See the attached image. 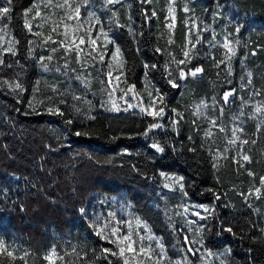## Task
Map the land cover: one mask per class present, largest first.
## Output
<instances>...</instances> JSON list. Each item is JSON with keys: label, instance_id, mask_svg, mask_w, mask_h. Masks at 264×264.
Here are the masks:
<instances>
[{"label": "trees", "instance_id": "trees-1", "mask_svg": "<svg viewBox=\"0 0 264 264\" xmlns=\"http://www.w3.org/2000/svg\"><path fill=\"white\" fill-rule=\"evenodd\" d=\"M34 2L13 0L9 19L0 20V264H51L44 259L50 249L55 264H124L104 251L110 245L98 244L85 221L92 204L111 197L125 202L163 245L162 264H194L202 256L211 264H264V111H256L264 109V0H179L171 28L168 0H125L112 15L95 8L112 41L106 68L117 71L124 87L143 93L148 84L162 97V121L142 111L111 113L105 69L90 65V75L83 73L59 36L46 47L51 60L42 71L25 27ZM192 21L212 27V35L188 41ZM226 40L235 55L223 47ZM2 45H12L15 55ZM195 67L202 72L170 86L173 72ZM229 90L236 96L231 106L223 100ZM188 102L203 103L199 117ZM175 118L178 134L170 130ZM238 129L235 154L229 140ZM163 176L182 178L183 188L165 190ZM187 203L210 212L180 223L175 207Z\"/></svg>", "mask_w": 264, "mask_h": 264}, {"label": "rangeland", "instance_id": "rangeland-1", "mask_svg": "<svg viewBox=\"0 0 264 264\" xmlns=\"http://www.w3.org/2000/svg\"><path fill=\"white\" fill-rule=\"evenodd\" d=\"M178 1L179 0H168L167 2L168 9L170 5L173 9L172 15H170V22H169V24L171 25H173L175 21L174 9L176 8ZM63 2L64 0H52V3L49 5L48 0H36V2L33 3L31 9L26 12L27 15L25 17V24L31 23L32 25V30L29 31L31 35L30 50L36 65L43 71L44 63L51 60V59L50 60L47 59L48 57H51V54L48 52V49L46 47L54 40H57L56 36H59L60 42L63 41L64 44H67L68 47L72 49L71 51H67V52L73 54L74 60L78 64L77 68L81 70L83 73H87L86 75H90V68H89L90 65H96L95 70L98 72L101 71L100 70L101 67L105 69L106 71L105 80L108 86L106 88L104 101H105V105L108 107L111 113L120 114L128 111H141L142 108H148L149 104L152 101H155V105L151 110L158 112L159 109L162 108L163 112L160 115L153 117L152 115H148L147 112L145 111H142V113L146 117L155 118L157 120L162 121V119L166 116V110L165 108L162 107L163 100L155 96L154 93L155 91L148 84H145V87L143 88V93L136 91L132 87H124V85L120 82V80L116 79V77L118 76L117 71L111 70L112 76L109 77L107 75L109 70L106 68L104 62L101 61L99 58L101 54L105 55L110 45V43L108 42L110 41V39L108 37L106 38L100 32V28L101 27L103 28V22L100 20L98 13L95 11V8L96 7L101 8L102 11L112 15V13L117 12L119 6L122 5L125 2V0H120V2L115 5L106 4L105 0H85L82 2V4H80L81 14L78 22L76 20L66 19L67 11L60 7H57V5L62 4ZM72 3L77 4L78 0H72ZM37 8H39L41 15L33 18V14L37 10ZM183 9L184 10L186 9L184 7V4H183ZM96 20L100 21L99 25L96 24L95 22ZM65 24L68 25L67 36L64 35ZM78 24L80 26L78 27L77 30ZM190 26H191L192 34L190 35L191 37L190 36L187 37L188 41L190 42H194L195 40L201 41L203 39L207 40L208 36L212 35L213 33L211 32L213 28L208 25L200 27L198 25H194V21H192ZM54 27H56L55 32L52 31ZM89 28H91L90 32L88 31ZM34 32H40L42 35L41 36L33 35ZM49 36L51 37V39H49L48 42L45 43V39L48 38ZM81 37L85 39V44L83 45H79V39ZM0 38L1 40H3L5 36H1ZM91 39L96 40L95 45L91 44ZM77 45H79V48L82 49L83 51L77 53L76 51ZM61 47L65 48L63 45ZM1 48L4 49V51H6L8 47L2 45ZM89 53H91V55H89ZM115 54H116V49H114L113 52V55ZM112 60L114 61V64L117 69V67H119L121 64V58L119 54L117 55L116 59L112 58ZM179 73L180 72L178 73L173 72L170 81L176 84V80L183 79L180 78ZM43 78L44 80L47 79L45 76H43ZM169 84L172 87V84L171 83ZM173 88H179V86L177 85V87H173ZM229 91H233V90H229ZM78 96L81 97V95ZM96 99H99V97H96ZM136 99H138L139 105ZM235 99L236 96L234 94L233 96L229 97L228 102L225 101L224 102L226 105L231 106L235 104ZM113 104H115L116 106L115 108H113ZM129 104H131L132 107H129ZM193 106H194L193 103L192 104L189 103V107L193 109V115L199 117L201 115V106H203V103L199 105L196 102L195 108ZM171 129H174L175 133L178 134V130H179L178 119L175 118L173 120V125L172 127H170V130ZM237 135L238 132H236V136ZM229 145L232 147L233 153L236 154L235 146L237 144L230 143ZM166 184L169 186L165 187ZM162 187L168 191H180L181 179L175 176H163ZM185 209H187V211H185ZM205 209H208V211H205ZM175 211L178 215H181L180 223L182 222L192 223L198 220H202L201 217H205L210 212V209L187 203L185 205H178L177 207H175ZM109 213H114L115 214L114 218L109 216ZM193 213H199V215H194ZM137 220L141 222L140 225H137L136 223ZM85 221L87 224V228L91 230V233L98 244L99 241H102L110 245L109 247H107V249L118 252L119 248L117 247V245L120 244L119 237L127 233L129 230H131L133 232V237H132L133 240L137 241V243L133 245V247L138 248L140 244V237H144L143 244L145 246H148L149 244L151 245V247L154 249L152 253L153 256H155L158 252H160V248L157 243V241L159 240L157 238L152 241H149L147 239L149 235L153 236L150 228L147 226V229H145L144 225L146 224L142 222L141 219L137 215H135V213L131 210V208L125 202L121 201L119 198H115V197L102 198L98 200L96 203L92 204L91 207L89 208ZM116 221L122 222L119 225H116L117 227L120 228V232L117 234V236L110 237L108 228H105L101 235L96 234L98 227H103L104 224H107L110 228L111 226L116 224ZM125 221L131 222V229H129V227L125 223H123ZM110 240L113 242H110ZM126 245H127V241H125L124 244L120 246H126ZM102 249L104 250L105 248ZM52 250L53 249L47 251L46 255H49L52 252ZM197 252L194 251L195 254L191 252L193 259H196L195 256L199 255ZM121 257L124 259V261L125 259H128L129 264H137L139 257L142 256H140L138 253H130L126 251L124 256ZM55 259L56 256L53 257L54 261ZM210 260H211L210 256H205V257L202 256L201 261L197 262L195 260L196 262L194 264H211Z\"/></svg>", "mask_w": 264, "mask_h": 264}, {"label": "snow or ice", "instance_id": "snow-or-ice-1", "mask_svg": "<svg viewBox=\"0 0 264 264\" xmlns=\"http://www.w3.org/2000/svg\"><path fill=\"white\" fill-rule=\"evenodd\" d=\"M120 0H105V3L106 4H109V5H115L117 3H119ZM48 3L49 5L52 3V0H48ZM13 4V0H6V6H0V20H7L9 19V13L11 11V6ZM57 7H60L62 9H65L67 11V16H66V19L68 20H76L77 22L79 21V18H80V14H81V5L80 4H73L72 3V0H64V2L62 4H59L57 5ZM185 11H187V8L185 9ZM172 12H173V9L171 7V5L169 6V15H172ZM25 15H27V13H25ZM41 15V12L39 10V8H37V10L34 12L33 14V18L35 17H38ZM153 15H155V12H153ZM97 25L100 24V21L99 20H96L95 21ZM58 26V25H57ZM80 25L78 24L77 25V30H78V27ZM25 27L29 29V31L32 30V25L31 23H26L25 24ZM65 27V32H64V35L67 36V28H68V25L65 24L64 25ZM169 28L172 27L171 24L168 25ZM241 27L242 25L240 26H237V28L235 29L236 33H239L240 30H241ZM0 31H3L2 28H0ZM52 31H56V27H54L52 29ZM88 31L90 32L91 31V28L88 29ZM100 32L107 38V33H105L103 31V28L101 27L100 28ZM33 35H36V36H41L42 34L40 32H34ZM51 39V37L49 36L48 38L45 39V43L48 42V40ZM109 43H112V41H108ZM199 42V40H197V43ZM53 43H56V41H53ZM236 43H239V41L237 40ZM61 44H63V46L65 47V50L66 51H71L72 49L68 47L67 44H64L63 41H61ZM85 44V39L83 37H81L79 39V45H83ZM91 44L92 45H95L96 44V40L95 39H91ZM79 45L76 46V51L77 53H79L80 51H83L82 49L79 48ZM194 47V45H193ZM224 48L228 49L229 52H231L233 55H235V51L234 49L230 46V42L229 41H225L224 45H223ZM7 52H10L12 53L13 55H15V49L12 45H9L8 48L6 49ZM119 48L117 47L116 48V54L113 55V59H116L117 58V55L119 54ZM89 55H91V53H89ZM184 56L187 58L188 57V52L185 51L184 52ZM100 60L103 61L104 60V55L101 54L100 55ZM47 59H51V57H48ZM229 59H231V57H229ZM43 60V58H42ZM3 61L2 59H0V64H2ZM179 63H184V61H179ZM145 67H147V65H145ZM231 71V68L229 67V72ZM202 72V69L200 67H195L193 69H190L189 72L186 74L183 70L180 71L179 73V76L180 78H185L186 75H190L192 77H195L198 73ZM107 75L109 77L112 76V72L111 70H109V72L107 73ZM249 76H251V73H249ZM116 79L118 80L119 79V76L116 77ZM170 83L172 84V87H177V85L170 81ZM249 83H251V80H249ZM15 89H19L20 91H23L24 89L22 88V86L17 83L15 84ZM234 95V92L233 91H228V92H225L223 94V100L225 102H228L229 100V97L230 96H233ZM76 99H80V97H76ZM160 99L162 100V97H160ZM155 105V101H152L148 108H142L141 111H145L147 112L148 115H152L153 117H156L158 115H160L162 112H163V109H159L158 112H155V111H152L151 109L153 108V106ZM115 104H113V108H115ZM129 107H132L131 104H129ZM257 112H261V111H264V109H261V108H257L256 109ZM48 112L51 113V114H59V115H63L62 112L59 111V109H53V108H49L48 109ZM66 123H69L71 124L72 121L69 120V121H66ZM213 125H215V121H212ZM158 127H161V125H159L158 123L157 124H152L149 126V129L148 131H151L152 129H155V128H158ZM223 130V129H221ZM236 131H242V129H238V130H234L233 131V136H234V139L233 140H230L229 143H236V140L239 139V137L236 136ZM148 132L146 131L144 133L145 136H147ZM75 135L79 136L81 135V133L77 132L75 133ZM241 143H248L247 140H242ZM153 148L156 149L157 152H161L163 153L164 152V148L161 147L159 144H153L152 145ZM243 160H249V157L248 156H243ZM249 175H253L251 172H249ZM182 179V178H180ZM260 183H261V186L264 187V177H261L260 179ZM169 185H165V187H168ZM183 188V185L181 184V189ZM260 191V189H256V192L258 193ZM186 194V193H185ZM217 199H219V196L216 197ZM80 211L83 213L84 212V209L81 208ZM185 211H187V209H185ZM205 211H208V209H205ZM194 215H199V213H193ZM109 216L113 217L115 216L114 213H109ZM204 217H201V219H203ZM120 223H122L121 221H116V224L111 226L109 228V226L107 224H104L103 227H98L97 228V232L96 234L97 235H101L102 232L104 231L105 228H108L109 230V236L110 237H115L117 236V234L120 232V228L117 227L116 225H119ZM125 223L129 229H131V222L130 221H125L123 222ZM137 225H140V221L137 220L136 221ZM144 228L147 229V225H144ZM224 231H227L229 233H232V228L231 227H226L223 229ZM234 234V233H233ZM133 232L131 230H129L127 233H125L124 235L120 236L119 237V240H120V244L117 245V247L119 248V251L118 252H115V251H112L110 249H105L104 251L105 252H108L110 253L111 255H117V256H124L125 252H130V253H138L140 256H142L144 258V264H147V261H152V264H162V261L160 260V256L164 254V249H163V245L162 244H159V241H157L158 245H159V248H160V252L156 254L155 258L153 257L152 253L154 251V249L151 247V245L149 244L148 246H145L143 244V240H144V237H140V244H139V247L136 248V247H133V245H135L137 243L136 240H133ZM147 239L149 241H152L154 239H156L155 237L149 235L147 237ZM185 240L187 241V238H185ZM127 241V245L126 246H120L122 244H124V242ZM110 242H113L110 240ZM5 250V246L0 243V251H4ZM189 251H192L191 249H189ZM8 255L9 256H12V253L11 252H8ZM57 254L55 252V249L52 250V252L49 254V255H46L44 257L45 260H48L51 262V264H55V261L53 260V257H55ZM61 259H63V257H61ZM124 264H129V260L128 259H125L124 261ZM177 264H179V262H177Z\"/></svg>", "mask_w": 264, "mask_h": 264}]
</instances>
